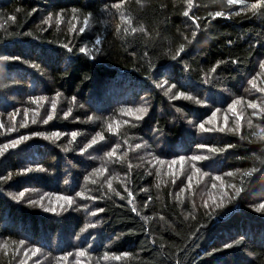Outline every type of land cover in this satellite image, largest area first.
I'll use <instances>...</instances> for the list:
<instances>
[{
  "label": "trees",
  "instance_id": "1",
  "mask_svg": "<svg viewBox=\"0 0 264 264\" xmlns=\"http://www.w3.org/2000/svg\"><path fill=\"white\" fill-rule=\"evenodd\" d=\"M253 2L193 0L197 26L186 0H0V147L28 137L0 155V264H264V142L248 126L264 118L247 107L264 103L248 84L264 87V14L245 11ZM137 108L139 120L127 114ZM113 148L122 159L105 155Z\"/></svg>",
  "mask_w": 264,
  "mask_h": 264
},
{
  "label": "snow or ice",
  "instance_id": "2",
  "mask_svg": "<svg viewBox=\"0 0 264 264\" xmlns=\"http://www.w3.org/2000/svg\"><path fill=\"white\" fill-rule=\"evenodd\" d=\"M137 2L139 3L140 0H137ZM186 2H187V9H188V10H185V11L183 12V16H185V17H187L189 20H191L192 23H193L194 25H197V19L190 15V10H191L192 7H193V0H186ZM243 3H244V0H227V5H228L229 7H231V6H233V5H242ZM122 6H123V0H121V3H120V4H116V5H114V7L117 8V9H119V8L122 7ZM20 10H21V9H19V8L16 9L17 12H19ZM262 10H264V0H255V2H253V3H251V4H248V5H245V11L248 12V13H251L253 16H255L257 13L264 14V11H262ZM71 11H72L73 14H75V13H77L78 10H77V9H72ZM209 15L212 16L213 19H215V18H217V17H222L224 14H223V12H221V11H217V12H215L214 14H213V13H209ZM8 19H9V20H14L15 17L10 16V17H8ZM62 19H63V16L61 15V13L58 12V13L55 14V24H56V25H59V24L61 23ZM73 19H75V15L73 16ZM52 21H53V15L50 14L48 17H46V18L42 21V23H44V24H48V23H50V22H52ZM123 22H124L125 24H128L129 26L131 25V21L128 20V19H124ZM84 23H85V24L88 23V19H87V17H85ZM197 26H199V25H197ZM69 30H70V31H74V30H76V25L73 24L72 27H71ZM117 30H119V25H117ZM124 30H125L126 32L128 31L127 28H125ZM79 31H80V32H84L85 29H84V28H80ZM131 31H132V32H136L137 29H136V28H132ZM139 31H140V32H143L144 29L141 27V28L139 29ZM193 35H195V33H193ZM95 43H96V44H99V43H100V40L97 39ZM68 50L71 51L70 48H69ZM97 50H98V49H97ZM80 51H81L82 53H85L86 51H90V50H86L85 48H81ZM183 51H184V46H183V44H181V45L179 46L178 50L176 51L175 56H173V59H175L176 56H179L180 53L183 52ZM232 63H236V61L233 60ZM260 69L262 70V73H264V61H261V62H260ZM215 70H216V68L214 67V68L212 69V71H215ZM255 81H256V78L253 77V79H250V80L248 81V84L250 85V87H251L252 89H255L256 92L264 94V87H258ZM57 95H59V94H57ZM181 95H182V94H181ZM43 99H44L43 97L39 98V100H40L41 102L43 101ZM31 102H32V103H37L38 101H37V100H32ZM241 102H242L241 99L233 100L232 103H231V104L229 105V107H228V111H230V112L236 117V127H235L234 129H229V131H234V132H236V133H239V131H240V123H239V122H240L241 119L243 118V113L237 111V106L240 105ZM55 107H56V105H55V101H53V103H52V108H53V110L55 109ZM247 107H248L249 109H254V110H255V112L253 113V115L259 114L262 118H264V103L258 104V103H256L255 101H247ZM218 111H219V110H218ZM133 112H135V113H139V115H136V116H135V119L139 120V119H142L143 114L147 112V109H146V108H137V109H135V110H133V109H128V110H127V114H132ZM69 114H70V112H66L64 115H65V117H67ZM215 115H216V113H213V116H215ZM25 117H27V111L25 112ZM14 119H15V118L13 117V120H14ZM51 119H52V116L49 115L48 118L45 119L43 122H44L45 124H47L48 121L51 120ZM227 119H228L227 116H225V123H226V124H227ZM32 122L35 123V119H33ZM20 126H21V127H24L25 124L22 123ZM248 126H249V127H255V128H256V131L253 132L252 135L256 136V137L258 138L259 141L264 142V127H262V126H260V125H255V126H253L252 121H251L250 119L248 120ZM2 127H4V126H3V125H0V128H2ZM199 127H200V130L203 131V132H210V131H212L211 128H207V127H205V124H201V125H199ZM12 130H13L12 128H9V129H8L9 132H11ZM107 130H108V132H110V133H112V134H116V132L118 131V128H114V127L112 126V124L110 123V124L107 125ZM217 130L223 132L225 129H224L223 127H219V128H217ZM37 135H40V134L37 133ZM53 135H54L55 137H59V133H54ZM77 135H78V133H76V132H72V133H71L72 139L75 140L76 137H77ZM97 137H98L100 140H103V139H104V137H103L102 135H100L99 133H97ZM46 138H47V137H46ZM27 139H28V137H26V136H22V137L20 138V140H18V141H12L11 144L3 145L2 147H0V155H3L4 152L7 151L8 148H10V147L14 148V147H16V145H17L18 143H20L21 141L27 140ZM96 143H97V138H93L92 141L87 145V147H91L93 144H96ZM117 147H118V146H117ZM137 147H140V145H137ZM213 151H215V149H213ZM105 155H106L107 157H109V158L116 157L117 160L122 159V157L117 156L116 148H113L112 151H109V152L105 153ZM125 155H126V153H125ZM185 159H186V158L183 157V156L179 157V161H180L181 163H182ZM187 159H190V160H192V161H196V160L203 159V157H200V156H192V157H188ZM158 162H159L160 164H164V163H166V162L163 161V160L158 161ZM176 163H177L176 160H173V161L169 162V167H171V165H174V164H176ZM129 167H131V165H129ZM158 171H159V170H158ZM97 172H99V173L102 174V173H103V169H98ZM194 172H199V169H194ZM227 175H228V176H231V175H233V174H232V173H227ZM244 175H251V172H246V173H244ZM191 179H192V177H189V181H191ZM214 179L219 180L220 177H214ZM92 182L95 183V181H92ZM173 183H175V181H173ZM189 187H191V184L189 185ZM213 187H215V185H213ZM230 187H232V186L230 185ZM108 188H109L110 191H113V192L115 193V195L120 196L119 192H115V190L112 188L111 180H109V182H108ZM125 191H127V189H125ZM235 191H236L237 194H238V193L240 192V189L237 188V189H235ZM128 195L131 197L132 193L129 192ZM19 196H20V197H23V196H24V193L21 192V193L19 194ZM77 196H82V193H77ZM88 198L91 199V197H88ZM120 198L123 199V197H120ZM58 199H62V200H64L69 206H71V204L73 203V200H72L71 197H67V196H65V197H58ZM130 202H131V201H130ZM33 203H35V202H33ZM205 206H207V204H205ZM260 207H261L262 209H264V205H261ZM132 210L135 212V211H136L135 207H133ZM44 211H46V212H47V211H54V209L45 208ZM137 214H139V213H137ZM93 215H95V213H93ZM23 244H24V241H23V240L19 241V245L22 246ZM5 247H6V246H5ZM225 247H228V245H225ZM38 251H39V249H33V250H31V255H32V256H35V255L37 254ZM77 255L80 256V257H84L86 254H85V252L80 251V252L77 253ZM124 255L127 256V254H124ZM29 258H31V257H29ZM105 259H107V257H105ZM112 259L120 260V259H122V257H120V256H116V257H112ZM60 260H61V261H67V256H65V257H61ZM21 264H26V261H21ZM77 264H79V261L77 262Z\"/></svg>",
  "mask_w": 264,
  "mask_h": 264
}]
</instances>
